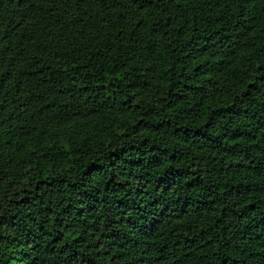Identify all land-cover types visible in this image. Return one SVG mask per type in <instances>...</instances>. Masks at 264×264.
Segmentation results:
<instances>
[{
  "label": "trees",
  "instance_id": "obj_1",
  "mask_svg": "<svg viewBox=\"0 0 264 264\" xmlns=\"http://www.w3.org/2000/svg\"><path fill=\"white\" fill-rule=\"evenodd\" d=\"M0 264H264V0H0Z\"/></svg>",
  "mask_w": 264,
  "mask_h": 264
}]
</instances>
